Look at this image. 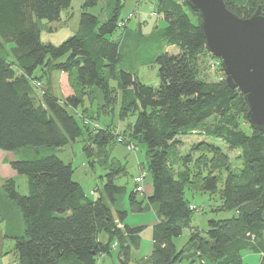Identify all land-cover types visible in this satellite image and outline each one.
Here are the masks:
<instances>
[{
	"label": "trees",
	"instance_id": "1",
	"mask_svg": "<svg viewBox=\"0 0 264 264\" xmlns=\"http://www.w3.org/2000/svg\"><path fill=\"white\" fill-rule=\"evenodd\" d=\"M125 1L82 0L77 30L54 45L41 41V29L61 22L72 0H0V151L11 156L4 163L26 181L24 194L13 178L4 179L0 189V221L17 264H96L114 248L120 264H128L144 227L125 221L129 213H143L146 204L154 207L157 221L150 254L137 264H243V252L257 254L264 264V133L246 121L244 95L224 80L197 76L196 62L207 50L198 15L183 0H154L155 17L165 26L146 38L155 51L143 64L157 66L158 85H145L121 69L120 45L112 37L126 26ZM222 1L240 19L250 18L258 6L264 10V0ZM140 31L139 26L135 33L143 37ZM169 47L178 53H167ZM54 73L66 75L71 90L62 100L42 85ZM31 82L43 88L40 98ZM87 101L98 119L116 112L120 122L130 114L134 122L120 132L111 124L92 127L97 120L85 115ZM191 134L239 149L241 167L234 169L213 143H195L191 154L181 155L179 138ZM78 140L89 167L104 174L92 197L72 179V165L55 153ZM133 142L144 147L149 196L144 185L135 191V177L128 193L115 183L127 171L109 159V151ZM94 149L103 158L94 160ZM188 191L219 192L220 211L232 217L208 220L199 229L192 224ZM185 230L188 239L177 248L174 240Z\"/></svg>",
	"mask_w": 264,
	"mask_h": 264
},
{
	"label": "rangeland",
	"instance_id": "2",
	"mask_svg": "<svg viewBox=\"0 0 264 264\" xmlns=\"http://www.w3.org/2000/svg\"><path fill=\"white\" fill-rule=\"evenodd\" d=\"M176 1L179 2V0ZM81 3L82 0H72L70 8L63 12L61 22L49 24V26L41 29V41L43 43L60 44L65 39L70 37L78 28ZM154 4V0H138L135 2L134 0H126L124 8L121 11V19H124V21L127 20L130 14L132 17L129 21L125 22V28L116 30L112 39L118 41L120 45L121 63L119 67L135 74L141 83L156 87L158 85L157 66L143 64V60L146 57L153 55L155 51V48L149 43L151 40L147 41L146 38H149L151 34L154 33V31L161 30L165 26L160 18L155 17ZM190 17L193 22L198 19H196V16L193 15H190ZM139 26L141 27L140 33L143 35V37L137 36L135 33ZM48 28H50V30H48ZM127 30L133 32V35L129 34L128 37L125 38L124 34ZM165 51L170 54L178 53L176 47L165 48ZM218 67H220V60L211 56L210 53L204 52L200 55L196 62L197 76L200 79L207 81L219 82L221 80H225V76ZM55 75H57V73H54L51 76L49 84H47L46 80L44 79L42 85L43 88L49 87L52 89V94L59 100H62L65 98L64 96L66 93L70 92L69 84L66 75H59L57 77ZM31 85L34 90V94L37 96V98H40L43 88L42 90L41 87L36 88L33 82H31ZM85 104V108L88 109L86 110L85 115L89 113L91 116H93V118L95 117L94 119L97 120H92L91 122L98 123L93 124L92 127L95 125L106 126L108 123V125L111 124L112 128H117V130L120 132L127 129L128 124H132L134 122L135 117L132 114L128 115L123 121L120 122L116 116V112L107 115L106 117L109 118L107 121H105L104 117L102 116H99L98 119L96 116L95 105L90 104L88 101ZM78 111H80V109H78ZM247 124L248 123L243 119L239 120V126L245 131H247ZM179 140L182 143L178 142L177 149L181 155L186 153L191 154L192 146L190 147V145L195 143H200L204 147L207 143H213L215 146L219 147L223 153L228 155L229 163L234 169H239L241 167V151L239 149L228 150V148L219 140H207L198 134L182 136L179 138ZM132 144L133 145L129 146H125L124 144H115L109 151V159L126 168L125 170L127 171V176H121L117 178L115 183L118 185H124L127 188V193L134 188L133 178L138 176L140 173L145 172L143 170V168H145L143 167L145 164L144 147L137 142H133ZM82 146L83 144L81 140H78L55 153L64 163H70L72 165L74 170L72 179L82 186L87 196L92 197L95 193V189L98 188V190H100L102 186L101 184L104 183V179L100 178V176L104 174L101 168L97 166L94 169L89 167V163L83 154ZM92 153L95 157L94 160L96 158H103V153H99L95 149L92 151ZM4 157V154L0 152V180L4 178H10V173H12L10 168L5 166L2 162ZM203 164L204 160H201L199 165ZM19 177L21 178L16 179L18 192L20 194H24L26 191V181L23 176ZM149 182L150 178L149 176H146V179L143 180V185H145L147 189L149 187ZM186 197L188 198L192 207H195V209L193 208L194 212L192 213V224L197 226L199 229H204L208 220H227L233 215V212L230 211H220L221 207L219 192H216L213 195H200L198 193L192 195L188 191L186 193ZM213 210L216 211L214 212ZM148 214L151 215L150 213ZM12 215L15 223L18 225V227H21L22 224L18 214L13 213ZM127 218H129L130 223H134L136 221L135 214L129 213ZM4 231L5 223L0 221V264H17L13 253V243L10 240L4 238ZM188 235V231L185 230L179 238L174 240L177 248L181 247L182 244H185L188 239ZM147 240V237L143 235L141 240L142 248L138 250H131L130 261L128 264H137L142 259V256H147L150 253L151 244L149 245ZM117 254L118 249L114 248L111 250L109 255H103L99 257L96 261V264H120L117 259ZM179 264L186 263L182 262ZM243 264H261V257L253 253H243Z\"/></svg>",
	"mask_w": 264,
	"mask_h": 264
},
{
	"label": "water",
	"instance_id": "3",
	"mask_svg": "<svg viewBox=\"0 0 264 264\" xmlns=\"http://www.w3.org/2000/svg\"><path fill=\"white\" fill-rule=\"evenodd\" d=\"M199 18L205 48L220 60L225 83L244 95L246 121L264 133V10L240 19L222 0H183ZM264 216V212H263Z\"/></svg>",
	"mask_w": 264,
	"mask_h": 264
},
{
	"label": "crops",
	"instance_id": "4",
	"mask_svg": "<svg viewBox=\"0 0 264 264\" xmlns=\"http://www.w3.org/2000/svg\"><path fill=\"white\" fill-rule=\"evenodd\" d=\"M134 2H135V0H134ZM132 16H131V14L128 16V19L126 20V21H129L130 20V18H131ZM49 26V25H48ZM54 45H58V44H54ZM61 76V75H63L64 76V74H61V73H58L57 75H55L56 77L57 76ZM69 90H70V88H69ZM71 93V90H70V92H68V93H66V95L64 96V97H66L67 95H69ZM102 117H104V120L105 121H107V119H109L108 117H106V116H102ZM98 124V123H97ZM106 125H108V123L106 124ZM100 126H102V125H100ZM2 154H4V158H3V160H2V162L4 163V160L5 159H8V160H10L11 159V156L10 155H8L7 153H5V152H2V151H0ZM4 165L5 166H7L8 167V165L7 164H5L4 163ZM11 171V170H10ZM12 173H10V178H13V179H17V178H21V177H19V176H17L13 171H11ZM14 176V177H13ZM5 179V178H4ZM4 179H2V180H0V189H2V181L4 180ZM151 190H152V187H151V181L149 182V187H148V189L146 188V186L144 185V194H146V195H150L151 194ZM1 191V190H0ZM148 213H150L151 215H149ZM138 216V217H137ZM135 219H136V221L134 222V223H130L129 222V218H127L126 219V221H125V223L128 225V226H131V227H137V226H142V227H144V230L139 234V238H140V248L139 249H141L142 248V242H141V240H142V236L144 235L145 237H147V241H148V243H149V245L151 244V248H152V239H151V235H152V226L156 223V218H155V215H154V207L153 206H151V205H145V211L143 212V213H141V214H135ZM206 228V227H205ZM204 228V229H205ZM104 239V237L102 238V240ZM151 251V250H150ZM243 253H248V252H243ZM243 253L241 254V257H242V262H243ZM150 254V253H149ZM148 254V255H149ZM148 255L147 256H142V259H145V258H147L148 257Z\"/></svg>",
	"mask_w": 264,
	"mask_h": 264
},
{
	"label": "built area",
	"instance_id": "5",
	"mask_svg": "<svg viewBox=\"0 0 264 264\" xmlns=\"http://www.w3.org/2000/svg\"><path fill=\"white\" fill-rule=\"evenodd\" d=\"M36 86L39 87V84L36 83ZM146 177L145 173H140L137 177H135L134 182L136 184L135 191L142 192L143 190V180Z\"/></svg>",
	"mask_w": 264,
	"mask_h": 264
}]
</instances>
